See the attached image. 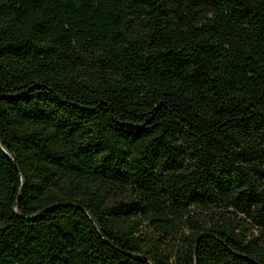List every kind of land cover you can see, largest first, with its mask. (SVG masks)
Returning <instances> with one entry per match:
<instances>
[{
    "label": "trees",
    "instance_id": "trees-1",
    "mask_svg": "<svg viewBox=\"0 0 264 264\" xmlns=\"http://www.w3.org/2000/svg\"><path fill=\"white\" fill-rule=\"evenodd\" d=\"M0 264H264V0H0Z\"/></svg>",
    "mask_w": 264,
    "mask_h": 264
}]
</instances>
